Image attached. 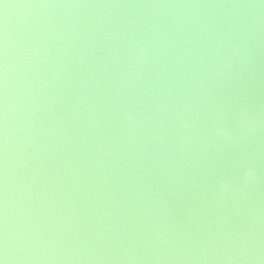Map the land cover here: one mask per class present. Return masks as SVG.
Returning a JSON list of instances; mask_svg holds the SVG:
<instances>
[{
	"label": "water",
	"instance_id": "obj_1",
	"mask_svg": "<svg viewBox=\"0 0 264 264\" xmlns=\"http://www.w3.org/2000/svg\"><path fill=\"white\" fill-rule=\"evenodd\" d=\"M2 257L264 264V0H0Z\"/></svg>",
	"mask_w": 264,
	"mask_h": 264
},
{
	"label": "snow or ice",
	"instance_id": "obj_2",
	"mask_svg": "<svg viewBox=\"0 0 264 264\" xmlns=\"http://www.w3.org/2000/svg\"><path fill=\"white\" fill-rule=\"evenodd\" d=\"M0 264H7L6 257L0 258Z\"/></svg>",
	"mask_w": 264,
	"mask_h": 264
},
{
	"label": "clouds",
	"instance_id": "obj_3",
	"mask_svg": "<svg viewBox=\"0 0 264 264\" xmlns=\"http://www.w3.org/2000/svg\"><path fill=\"white\" fill-rule=\"evenodd\" d=\"M246 176H247V173H246Z\"/></svg>",
	"mask_w": 264,
	"mask_h": 264
}]
</instances>
